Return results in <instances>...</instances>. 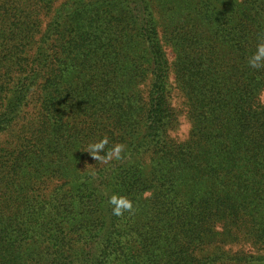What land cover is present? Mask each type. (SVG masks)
<instances>
[{
    "label": "trees",
    "instance_id": "16d2710c",
    "mask_svg": "<svg viewBox=\"0 0 264 264\" xmlns=\"http://www.w3.org/2000/svg\"><path fill=\"white\" fill-rule=\"evenodd\" d=\"M261 38L264 0H0V264H264Z\"/></svg>",
    "mask_w": 264,
    "mask_h": 264
},
{
    "label": "clouds",
    "instance_id": "9594fccd",
    "mask_svg": "<svg viewBox=\"0 0 264 264\" xmlns=\"http://www.w3.org/2000/svg\"><path fill=\"white\" fill-rule=\"evenodd\" d=\"M248 65L249 67L253 69H259V68L264 67V38L260 39V42H258L256 45V50L248 58ZM106 144H107L106 138L98 143L91 144L89 145V152L99 153L104 149ZM121 151H122L121 145L115 146L113 151L108 153L107 159H111L113 155L119 158V154ZM93 157L95 159H104L102 157H98L95 155H93ZM109 203L113 205L112 212H113V215H116V216H120L123 214L124 210H131L132 208V204L130 201H128L124 197H117L115 195H113L110 198Z\"/></svg>",
    "mask_w": 264,
    "mask_h": 264
}]
</instances>
